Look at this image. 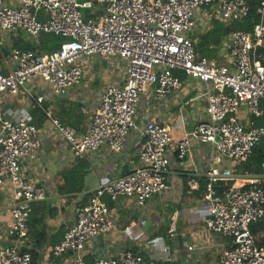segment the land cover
Returning <instances> with one entry per match:
<instances>
[{
	"label": "built area",
	"instance_id": "obj_1",
	"mask_svg": "<svg viewBox=\"0 0 264 264\" xmlns=\"http://www.w3.org/2000/svg\"><path fill=\"white\" fill-rule=\"evenodd\" d=\"M256 12L259 22L252 31L228 34L216 48L217 59L209 60L196 58L195 44L212 29L213 21L226 26L246 19L248 0H0V38L35 44L41 34L64 39L52 54L13 47L0 61V192L11 202L4 227L13 240L0 248V264H39L24 251V243L32 206L46 198L45 188L28 176L39 170L35 163L46 126L62 138L72 160L89 158L102 146L121 153L130 135L140 140V148L132 171L99 186L75 209L73 224L42 264L64 256L67 264H157L171 258L174 229L157 239L158 251L151 244L125 246L90 261L86 255L92 242L115 227L108 204L129 200L143 209L169 191L170 126L135 118L143 97L149 105H159L179 91L180 75L202 85L195 100H204L206 121L184 133L174 159L190 157L194 143L210 149L203 204L195 212L205 231L230 239L218 264H264V247L250 232V225L264 224V191L259 185L264 177L236 178L222 200L213 190L219 179L235 176L231 169H220L221 164L239 167L264 138V126L255 127L256 120L264 119V58L258 52L264 50V0ZM93 60L106 67L117 64L124 79L121 86H107L100 93L86 131L62 125L47 108L46 125L38 129L32 112L42 110L49 100L64 99L82 83ZM35 80L47 87L35 89ZM186 187L199 191L194 175ZM193 249L186 246V252Z\"/></svg>",
	"mask_w": 264,
	"mask_h": 264
},
{
	"label": "crops",
	"instance_id": "obj_2",
	"mask_svg": "<svg viewBox=\"0 0 264 264\" xmlns=\"http://www.w3.org/2000/svg\"><path fill=\"white\" fill-rule=\"evenodd\" d=\"M95 64L104 68V70L99 71L101 76L99 73L95 75V72H98ZM98 75L101 79L97 83L99 86L102 83V87L93 90L90 87L96 83V76ZM123 79V75L117 69V64L105 68L99 61H90L85 68L84 80L80 85L73 88L64 99L59 101L49 100L44 106L47 110L50 109L52 116L58 121L59 114L61 115L64 112L63 109L80 106L78 114L83 117V120L76 127L83 129L82 131L79 130L82 134L91 122V114L98 104L100 93L107 86H121ZM181 81L182 88L159 105H149L143 97L135 118L137 122L153 118L170 126L171 165L167 174L169 191L161 197L154 198L143 209L135 208L129 200L111 204L109 208L110 216L115 223V227L109 235L91 243V247L87 249V261L100 256H110L125 246L139 249L153 244L156 251H158L160 243L157 239L161 236H167L170 229H174L177 234L175 243L171 245V258L157 264H218L223 251L229 247L230 239L204 230L202 217L195 212L203 204L202 196L198 191L189 192L186 187L188 178L193 175L197 178L198 184L199 180H206L205 174L209 168L205 148L207 146L194 143L191 146L190 157L184 161L174 159L176 143L182 139L184 133L198 123L206 121L204 100H195L196 95L202 89V85L197 80L189 79L186 76H183ZM92 96L95 100L88 106L87 99ZM8 101L17 102V99L10 98ZM18 104L20 105L22 102L18 100ZM59 109H62V111H59ZM242 122L243 124L248 122L246 116L242 117ZM46 127L47 131L43 135L45 141L35 163L39 170L31 171L28 175L45 188L46 198L42 202L34 204L35 212L32 215V220H30L32 228L28 226V233H30L24 243V247L27 249L33 247L39 249L38 257L35 260L39 264L44 263L50 257V250L54 247L52 243L55 242V236L62 235L73 224L75 209L81 206V204H78L81 201V196L93 192L99 186L113 180L115 176H122L132 171L137 166L140 148V140L130 135L121 153L111 152L107 147L102 146L89 158L72 160L68 147L62 141V138L54 130L49 129L50 126ZM50 134L55 141L52 140V136H48ZM80 161H85L88 164L87 175L84 179V192L76 198L67 200L66 197L60 196L58 193V187L62 185L60 173ZM221 168L237 172V169L226 161L221 164ZM236 178L240 181V179L247 177L236 175ZM10 206L11 202L7 193L0 192V248L8 247L13 243V240L5 235L4 227L10 219ZM159 210H163L165 213L162 211L163 214L160 213L157 219L152 220L153 232L142 233L141 237L137 236V233L142 232L141 226L144 221V218H140V216L146 217L147 214H151L153 217L155 216L153 213ZM181 221L187 222L188 231L183 229ZM125 228H128V230H125ZM40 229H42L44 236L36 240L34 231ZM254 238L259 243L264 239V233L258 232ZM188 245H192L193 252H186V246ZM50 259L53 264H67L66 256L56 260H53L52 257Z\"/></svg>",
	"mask_w": 264,
	"mask_h": 264
},
{
	"label": "trees",
	"instance_id": "obj_3",
	"mask_svg": "<svg viewBox=\"0 0 264 264\" xmlns=\"http://www.w3.org/2000/svg\"><path fill=\"white\" fill-rule=\"evenodd\" d=\"M260 0H248L249 5V14L246 19L240 22H233L229 25L224 26L222 23L218 21L212 22V29L205 35H203L199 42L195 44V56L197 59L206 58L209 60L217 59V47L220 41L228 36L231 32L234 31H243L250 33L255 24L259 22V16L257 14V8L259 6ZM64 42V39L59 36L41 34L38 38V43L34 44H26L20 43L15 46L20 50H28L33 51L38 54H52L56 50L59 49L60 45ZM2 52L6 55V50H2ZM258 52L264 58V50L259 49ZM1 57V56H0ZM2 58H0L1 61ZM182 79V76H179ZM46 106H43L41 109H36L32 112V123L38 128H42L46 122L45 114L43 113V109ZM62 111V109H59ZM64 112L58 117L60 123L62 125L73 126L77 130L82 131L83 129H79L76 125L81 124L83 117L78 114L80 112V106H72L70 109H63ZM73 124V125H72ZM264 126V119L256 120L255 127ZM237 172L235 173L233 178H223L219 179L217 183L213 186V190L215 195L220 200L224 199L225 195L229 193L232 185L235 183L236 175H242L245 177L255 175L264 177V138L259 142L257 146L254 147L251 156L242 163L239 168L235 167ZM88 164L85 161H80L77 164L71 166L70 168L64 169L60 175L62 179V185L58 187V193L60 196L66 197L67 200L76 198V196L81 195L84 192V179L87 175ZM206 180H199V194L204 196V191L206 187ZM260 187L264 191V181L260 182ZM93 195V192L88 194H83L80 198V202L78 204L84 205L86 201ZM106 201V200H104ZM34 207L32 206V213L29 216L28 226L32 228L30 225V220H32V215L34 214ZM110 208V204H108ZM250 232L253 236H255L258 232L264 233V224L261 222L254 223L250 225ZM30 233V232H29ZM35 239L44 236L42 229L35 230ZM63 237L62 235L55 236V242L52 243L53 246L58 244ZM259 246L264 247V239L257 243ZM24 251L29 252L32 255L33 260L35 261L38 257V248H24ZM168 264V263H167Z\"/></svg>",
	"mask_w": 264,
	"mask_h": 264
},
{
	"label": "rangeland",
	"instance_id": "obj_4",
	"mask_svg": "<svg viewBox=\"0 0 264 264\" xmlns=\"http://www.w3.org/2000/svg\"><path fill=\"white\" fill-rule=\"evenodd\" d=\"M0 35H3V33H1ZM0 39H2L3 40V43H2V45L0 46L1 48H0V58H3L4 57V53L2 52V50H6V52L7 53H9V51H10V49L11 48H13V47H15L17 44H18V42H20V43H26V44H34V41L33 40H23L22 38H15V37H6L5 36V38L3 39V38H0ZM17 48V47H16ZM2 60V59H1ZM95 66L97 67V71L98 72H95V75L97 74V73H99V71H102V70H104V68H101V67H99L97 64H95ZM104 66V65H103ZM105 68H107L106 66H104ZM92 73H93V71H92ZM99 75H100V73H99ZM96 76V78H97V81H96V83L94 84V85H92L90 88H92L93 90H98V89H101V87H102V83H101V85L99 86L98 85V80L99 79H101L100 78V76ZM37 85L38 86H40L41 88H43V89H45L47 86H45L44 84H42V83H40L38 80H35V89H36V87H37ZM95 100V98L92 96L91 98H89V99H87V102H88V106H90L92 103H93V101ZM48 136H52L51 134L50 135H48ZM52 140L53 141H55V139H54V137L52 136ZM44 141L45 140H43V143H44ZM206 148V151H207V154L209 153V147L207 146V147H205ZM161 211V212H160ZM162 211L163 210H159L158 212H156V213H153L155 216H151V214L150 215H148L147 214V216L145 217V216H140V218H144V221L142 222L143 223V225L141 226V229H142V232H139V233H137V236H139V237H141L142 236V233L143 234H148V233H152L153 232V224H152V220L153 219H157L158 217H159V215H160V213L161 214H163L162 213ZM164 212V211H163ZM165 213V212H164ZM157 214V215H156ZM181 225H182V227H183V229L186 231H188V226H187V222L186 221H181ZM135 238H136V236H135ZM154 251H155V249H154Z\"/></svg>",
	"mask_w": 264,
	"mask_h": 264
}]
</instances>
